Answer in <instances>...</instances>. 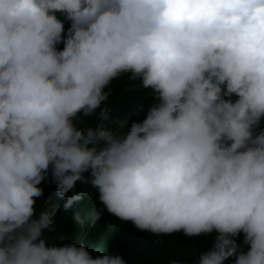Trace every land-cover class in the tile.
Listing matches in <instances>:
<instances>
[{
    "label": "clouds",
    "instance_id": "9594fccd",
    "mask_svg": "<svg viewBox=\"0 0 264 264\" xmlns=\"http://www.w3.org/2000/svg\"><path fill=\"white\" fill-rule=\"evenodd\" d=\"M123 75L153 100L117 131ZM105 214L211 236L194 264H264V0H0V264H127L53 241Z\"/></svg>",
    "mask_w": 264,
    "mask_h": 264
},
{
    "label": "trees",
    "instance_id": "16d2710c",
    "mask_svg": "<svg viewBox=\"0 0 264 264\" xmlns=\"http://www.w3.org/2000/svg\"><path fill=\"white\" fill-rule=\"evenodd\" d=\"M68 27L69 22H65V30ZM110 88L111 95L106 103L112 109V120L109 126L113 130H116L119 123L128 118L130 113H134L140 105L147 108L153 100L150 90L139 87V82L129 80L127 75L114 80ZM131 118L138 117L133 115ZM97 122L98 117L95 115L85 118V125L94 126ZM40 186L44 190V195L37 199L35 206L37 210L47 209V205L41 200L46 201L49 196L58 197L56 184L50 173ZM74 191H84L85 195L83 199L72 205L73 210L86 213L95 205V192L90 189V185L77 182ZM71 194L69 192L68 196ZM56 231L62 233L60 238L53 240L57 243H82L93 255L104 252L119 253L127 264H169L172 259L194 264L199 253L206 250L212 240L211 236L189 238L181 233L154 236L148 232L136 230L131 223L119 222L117 218L109 214L103 215L93 226L89 228L86 226L84 232L82 228L65 217L57 223ZM239 239L242 241L243 236L241 235ZM225 264H232L231 258Z\"/></svg>",
    "mask_w": 264,
    "mask_h": 264
},
{
    "label": "rangeland",
    "instance_id": "374dc122",
    "mask_svg": "<svg viewBox=\"0 0 264 264\" xmlns=\"http://www.w3.org/2000/svg\"><path fill=\"white\" fill-rule=\"evenodd\" d=\"M120 130V126H119V128L117 129V131H119Z\"/></svg>",
    "mask_w": 264,
    "mask_h": 264
}]
</instances>
